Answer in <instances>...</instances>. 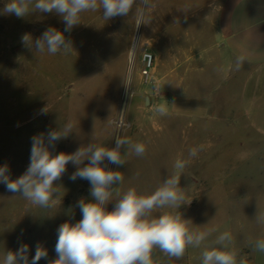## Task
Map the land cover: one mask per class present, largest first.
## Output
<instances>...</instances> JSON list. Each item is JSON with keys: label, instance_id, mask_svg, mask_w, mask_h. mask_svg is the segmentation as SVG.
Segmentation results:
<instances>
[{"label": "rangeland", "instance_id": "1", "mask_svg": "<svg viewBox=\"0 0 264 264\" xmlns=\"http://www.w3.org/2000/svg\"><path fill=\"white\" fill-rule=\"evenodd\" d=\"M222 1L151 0L154 6L144 9L136 47L139 0L127 17L106 20L102 9L83 12L80 24L64 32L73 49L54 55L43 53L37 75L34 48L22 42L24 34L34 40L32 24L37 12L18 18L4 13L8 0H0V166L6 165L10 178L17 179L30 163L31 138L41 133L46 137L50 130L62 131L70 123L72 132L50 147L53 155L73 153L92 142L113 148L116 136L143 143V156L126 154L122 148L126 164L118 168L104 163L124 174V182L118 186L121 194L129 188H135L139 195L153 193L174 173L177 123L168 108L173 100L174 72L181 71L180 62L183 72L196 67L197 57L211 43ZM40 14L46 29L64 31L65 23L58 14ZM145 50L155 59L148 83L140 76ZM46 89L49 113L43 115L39 103ZM21 102L23 120L19 119ZM159 105H166V114L157 111ZM259 166L251 172L257 180L255 185L243 189L251 194L249 197L234 199L231 188L203 190L208 219L213 220L219 233L233 231L235 239L230 244L246 249L237 264L241 260L244 264H264V253L255 250V242L264 239V223L256 218L264 216V165ZM75 171L76 166L69 162L66 173L55 182L60 198L50 208L34 206L20 193L9 192L0 184V261L7 251L15 252L21 244L29 246L31 261L37 243L48 251V258L38 264H49L57 258L54 249L59 225L82 219L77 201L91 199L87 180L69 179ZM114 204L111 202L108 210ZM196 264H202V259Z\"/></svg>", "mask_w": 264, "mask_h": 264}, {"label": "clouds", "instance_id": "2", "mask_svg": "<svg viewBox=\"0 0 264 264\" xmlns=\"http://www.w3.org/2000/svg\"><path fill=\"white\" fill-rule=\"evenodd\" d=\"M138 0H8L3 12L14 14L18 18L28 16L32 11L58 14L65 23L64 31L49 27L42 35L33 40L30 34L22 36V42L38 52L47 50L49 54L68 52L72 41L64 32H70L80 24V15L86 11L102 9L106 20L114 17H127L133 11ZM137 9L141 24L144 9L153 7L151 0H139ZM246 55L236 57L237 69L243 66ZM128 85V84H126ZM157 111L166 114V105H159ZM72 132V125L64 129L50 130L45 134L31 138L30 163L23 175L13 180L9 169L0 166V184L12 193H20L32 205L42 208L53 207L60 198V190L55 182L67 171L71 162L76 171L69 177L87 180L90 184L91 199L81 198L76 207L80 209L82 219L76 223L64 222L57 229L55 253L57 258L49 264H153L152 254L159 249L170 258L180 259L188 246L199 247L210 232L193 231L190 220L183 217L179 209L185 205V195L180 185V176L173 173L164 179L162 185L150 195H139L135 188H129L122 194L118 186L124 182V174L112 170L108 164L118 168L127 163L121 149L126 154L141 157L146 152L143 143L132 142L127 138L115 137V147H103L89 143L73 153L60 152L53 155L50 147L66 138ZM190 157L197 155V149H191ZM107 161L108 164H105ZM87 162V164H85ZM187 161L177 160L175 169L186 167ZM116 199H113V194ZM115 201L114 208L108 205ZM190 203V202H189ZM188 203V204H189ZM175 208L177 212L154 215L158 209ZM264 223V216H256ZM192 223V222H191ZM231 235L224 232L218 235L210 248L201 254L202 264H237L236 253L228 250ZM255 250L264 253V239L255 242ZM29 246L21 244L17 251H7L0 264H38L48 258V251L37 243L35 255L29 261ZM239 264H244L241 260Z\"/></svg>", "mask_w": 264, "mask_h": 264}, {"label": "crops", "instance_id": "3", "mask_svg": "<svg viewBox=\"0 0 264 264\" xmlns=\"http://www.w3.org/2000/svg\"><path fill=\"white\" fill-rule=\"evenodd\" d=\"M212 28L211 43L196 67L187 73L179 63L168 106L177 123L173 172L181 177L186 198L179 211L192 222L191 230L210 235L199 247L188 246L180 259L155 249L153 264H196L224 233L208 219L203 190L231 188L234 199L249 197L243 189L255 185L251 172L264 165V0H223ZM242 53L246 60L237 69L236 57ZM194 148L197 155L190 157ZM177 160L187 161L186 167L175 169ZM176 212L165 207L154 215ZM226 232L235 239L233 231ZM229 244L237 260L245 254L244 246Z\"/></svg>", "mask_w": 264, "mask_h": 264}, {"label": "bare ground", "instance_id": "4", "mask_svg": "<svg viewBox=\"0 0 264 264\" xmlns=\"http://www.w3.org/2000/svg\"><path fill=\"white\" fill-rule=\"evenodd\" d=\"M55 15V14H54ZM35 20H34V24L33 25V35H34V40L38 37H40L42 35V33L46 30V27H45V24H46V21L43 19V17L41 16L40 13L37 12V15H35ZM59 18V17H57ZM56 18V20H57ZM59 22V20H58ZM58 27V26H57ZM48 53L47 50H45L44 52H38L35 50L34 48V59H35V68L36 69V72H37V75L39 74L40 70L42 69V66H41V55L43 53ZM62 52V51H61ZM135 48L132 50V53H131V58H132V62L134 61L133 59L135 58ZM47 61V60H46ZM46 63V62H45ZM132 67V66H131ZM132 71V70H131ZM35 72V73H36ZM43 72V71H42ZM46 72H50L47 68H46ZM36 76V75H35ZM38 77V76H37ZM36 77V78H37ZM45 77V76H44ZM39 80V79H38ZM46 80V79H44ZM35 81V80H34ZM40 81V80H39ZM38 81V84H40V82ZM130 82H131V74L129 75V78H128V86L130 85ZM37 83V82H36ZM45 84V83H44ZM56 84V83H55ZM47 85V84H46ZM40 91V90H39ZM44 90H41V92H43ZM42 94V93H41ZM44 97L42 98L43 99V102H40L39 103V109L42 110V114L43 115H47L49 113V104H48V98L49 96L47 95V89L44 91ZM39 96H40V93H39ZM39 100V99H38ZM44 117V116H43ZM19 119L20 120H23L24 119V110H23V102H21V108H20V111H19Z\"/></svg>", "mask_w": 264, "mask_h": 264}, {"label": "built area", "instance_id": "5", "mask_svg": "<svg viewBox=\"0 0 264 264\" xmlns=\"http://www.w3.org/2000/svg\"><path fill=\"white\" fill-rule=\"evenodd\" d=\"M154 56L148 51H144L142 54V67L140 69V76L142 79L148 83L152 77V72L154 69Z\"/></svg>", "mask_w": 264, "mask_h": 264}, {"label": "water", "instance_id": "6", "mask_svg": "<svg viewBox=\"0 0 264 264\" xmlns=\"http://www.w3.org/2000/svg\"><path fill=\"white\" fill-rule=\"evenodd\" d=\"M143 14H144V12H143ZM142 22V21H141ZM140 27H141V24H139L138 25V28H137V33H136V36H135V43H134V46L136 47V45H137V42H138V38H139V35H140ZM150 102V99L149 98H147V103H149ZM122 124V122L120 121V123H119V125H121Z\"/></svg>", "mask_w": 264, "mask_h": 264}]
</instances>
